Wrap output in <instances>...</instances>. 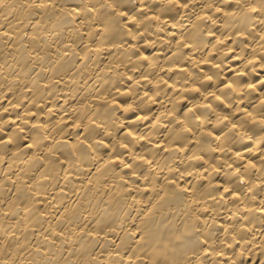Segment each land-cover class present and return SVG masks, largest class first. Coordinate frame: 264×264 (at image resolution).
Returning <instances> with one entry per match:
<instances>
[{"label": "bare ground", "instance_id": "1", "mask_svg": "<svg viewBox=\"0 0 264 264\" xmlns=\"http://www.w3.org/2000/svg\"><path fill=\"white\" fill-rule=\"evenodd\" d=\"M0 264H264V0H0Z\"/></svg>", "mask_w": 264, "mask_h": 264}]
</instances>
